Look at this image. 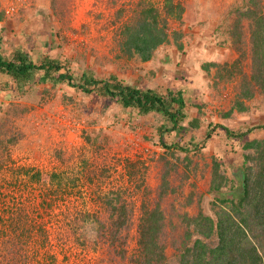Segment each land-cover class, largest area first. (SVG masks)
<instances>
[{
	"label": "rangeland",
	"instance_id": "374dc122",
	"mask_svg": "<svg viewBox=\"0 0 264 264\" xmlns=\"http://www.w3.org/2000/svg\"><path fill=\"white\" fill-rule=\"evenodd\" d=\"M138 1L0 0V52L14 58L21 49L38 63L50 57L63 64L60 71L73 74L70 83H43L36 75L19 87L0 72V158H4L0 160V250L6 255L11 249L13 254L7 256H13L16 264H143L140 218L146 207L157 202L165 214L159 238L165 257L160 263L178 264L185 246L196 238H186L185 214L202 211L216 219L219 211L226 210L239 216L230 201L219 198L242 197L239 142L243 139L231 140L236 142L232 146L225 137L214 135L203 147V137L213 120L236 130L255 126L250 134L264 138V127H259L264 124V90L258 88L246 101V111L234 110L227 118L221 115L233 106L244 75L252 72L253 24L244 15L251 2L174 0L185 5V12L182 20H170L169 29L183 33L179 42L186 41L185 50L197 48L206 31L219 30L222 34L214 44L226 42L227 34L232 61L223 70L225 87L217 84L211 94L213 119L205 111L199 116V128L185 120L186 129L169 131L162 138L158 127L171 124L165 116L140 114L98 89L87 92L73 85L86 74L99 80L114 74L133 83L135 76L123 74L134 72L138 61L117 57V39ZM150 1L166 15L165 0ZM256 2L253 9L264 12V0ZM142 82L155 88L159 84L153 73ZM191 141L199 143L197 150L180 149ZM214 157L229 180L221 190L211 191ZM106 197L119 198L118 206L125 204L131 216L117 232L110 219L119 209H112ZM208 241L215 244V239Z\"/></svg>",
	"mask_w": 264,
	"mask_h": 264
},
{
	"label": "trees",
	"instance_id": "16d2710c",
	"mask_svg": "<svg viewBox=\"0 0 264 264\" xmlns=\"http://www.w3.org/2000/svg\"><path fill=\"white\" fill-rule=\"evenodd\" d=\"M250 2L251 10H246L244 15L251 17L253 24V68L250 75H244L240 92L237 94L233 106L222 114L226 118L234 110L246 111L248 108L246 101L255 96L258 88L264 90V12L253 9L257 5L256 0H250ZM163 8L166 12L164 16L160 12V7L154 2L150 0L137 2L133 9V15L129 17L131 20L123 21V25H121L122 36L119 39L116 38L119 46L117 57L132 58L138 55L143 61L149 60L155 49L161 44L171 41V36L179 48H182L179 41H181L183 33L180 30L170 31L169 26L171 19L182 20L185 5L181 1L165 0ZM119 10H123V8ZM2 17L3 12H0V20ZM62 68H64L63 64L56 59L45 57L38 63L28 52L21 49L16 51L14 58H6L0 52V72L12 77L19 87L34 81L36 75H39V81L43 83L52 82L55 84L61 81L70 83L73 74L67 69L60 71ZM80 79L82 81L73 85L87 92H92L91 89H98L108 98L116 99L122 106L136 109L140 114L158 111L173 122L174 128L172 129H184L180 123L187 117L186 101L180 91L169 90L166 95H162L153 89H142L127 84L114 74L109 79L99 80L90 74H86ZM201 121L202 119L193 117L188 123L193 128H199ZM262 126L264 127V124L259 127ZM205 127L203 147H207L208 141H213L214 135L225 137L224 142H230L232 146L236 142L232 143L231 140L243 139L242 142H239L240 154L243 157L241 165L244 169L242 197L238 199L219 198L223 202L230 201L231 209L239 216L226 210L219 211L216 219L202 211L194 216L185 214L184 218L188 223L186 238L189 240L196 238L191 245L185 246L178 264H264V138L261 139L250 134L255 131V126L244 125L241 129L236 130L221 121L210 120ZM222 129L224 132H221ZM170 130L171 127L164 124L159 129L162 133L161 137L163 138ZM161 142L165 147H170L163 139ZM191 147L197 150L199 143L191 141L180 149L189 151ZM0 160L4 162L3 157ZM252 162H256V164L253 165ZM221 166L217 158L214 157L211 191L221 190L229 180L228 176L221 172ZM254 171H256L255 176H253ZM38 174L36 172L34 177ZM105 201L111 206L113 203L112 209H119V213H112V219H110V225L114 226V230L117 232L122 226H127L131 216L125 204L118 206L119 198L106 197ZM91 218L90 215H85V219ZM164 219L165 214L161 209L160 202H157L153 208L146 207L143 210L139 223V243L144 256L143 264H162L160 261L165 257L164 245L159 242V238L164 226ZM98 221L101 229L104 228V222ZM191 226H193L192 229ZM214 239L215 244L211 245L208 240ZM16 246L14 244L11 248L15 250ZM9 253L13 254L11 249L8 250L7 254ZM7 254L3 255L0 250V263L16 264L13 256H7Z\"/></svg>",
	"mask_w": 264,
	"mask_h": 264
},
{
	"label": "crops",
	"instance_id": "0c3cea01",
	"mask_svg": "<svg viewBox=\"0 0 264 264\" xmlns=\"http://www.w3.org/2000/svg\"><path fill=\"white\" fill-rule=\"evenodd\" d=\"M213 30H208L202 35L198 40V42H200L197 48L185 50L186 41L184 43L180 42L182 48H179L171 36L170 42L163 43L155 49L151 59L143 61L138 55H135L133 58L138 61L139 67L135 69L134 72L131 71L128 76L123 74V77L129 78V76H135L136 79L133 80L132 84L128 79L125 83L142 89H153L162 95H166L169 90L174 92L180 91L186 101L185 111L187 112V122L193 117L201 119L199 116L204 114L205 111L208 112L207 116L210 115L212 118L211 113L215 112V110H209L213 106V104H211V94L215 93V85L221 83L225 87L226 78L225 74H223V70L232 61L231 47L228 44L230 40H228L227 34L224 36L226 42L221 45L218 43L214 44L215 41L219 40V36L222 33H220L219 30ZM216 34H218L217 37H215ZM168 44L169 46H166ZM183 50L185 53L181 52ZM149 73H153L157 76V83H159L157 88H155V86H150L151 84L148 82L140 83V80ZM226 88L228 90V86H226ZM246 104L248 105L247 102ZM202 105L205 106L201 107ZM153 112L161 114L158 111ZM223 113L224 112H222L221 115ZM203 120H206V118H203ZM162 126H164V124L158 127V129H161ZM180 126L185 129L187 127L184 121L180 123ZM169 127H171L170 131H174V129H172L174 128L172 121ZM161 135L162 133H160V136Z\"/></svg>",
	"mask_w": 264,
	"mask_h": 264
},
{
	"label": "built area",
	"instance_id": "2783aa9c",
	"mask_svg": "<svg viewBox=\"0 0 264 264\" xmlns=\"http://www.w3.org/2000/svg\"><path fill=\"white\" fill-rule=\"evenodd\" d=\"M12 11V10H11ZM8 12H10V10H8Z\"/></svg>",
	"mask_w": 264,
	"mask_h": 264
}]
</instances>
